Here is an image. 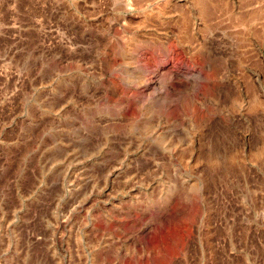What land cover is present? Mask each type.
<instances>
[{"label":"rangeland","instance_id":"rangeland-1","mask_svg":"<svg viewBox=\"0 0 264 264\" xmlns=\"http://www.w3.org/2000/svg\"><path fill=\"white\" fill-rule=\"evenodd\" d=\"M193 1L0 0V264H264V0Z\"/></svg>","mask_w":264,"mask_h":264},{"label":"bare ground","instance_id":"bare-ground-1","mask_svg":"<svg viewBox=\"0 0 264 264\" xmlns=\"http://www.w3.org/2000/svg\"><path fill=\"white\" fill-rule=\"evenodd\" d=\"M193 2L195 4V6H197V8L199 10V13H202L204 11V2L201 1V0H194ZM238 94H239V101L237 100L238 101L237 108H238V110H241L242 109V103H243L242 100H243L244 93H243V91L240 88L238 89ZM261 151L264 152V150H261Z\"/></svg>","mask_w":264,"mask_h":264}]
</instances>
